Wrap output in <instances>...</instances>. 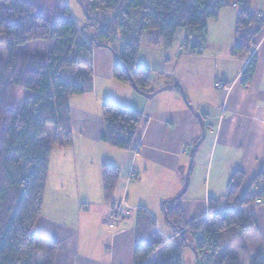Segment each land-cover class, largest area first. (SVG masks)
<instances>
[{
  "label": "crops",
  "instance_id": "0c3cea01",
  "mask_svg": "<svg viewBox=\"0 0 264 264\" xmlns=\"http://www.w3.org/2000/svg\"><path fill=\"white\" fill-rule=\"evenodd\" d=\"M22 1L50 13L66 5L74 20L80 12L83 16L78 3L79 9L71 4L73 0ZM258 15L264 17V12ZM236 16L237 6L224 4L217 18L207 23L203 54H193L183 39L172 55L163 57L164 70L148 69L157 79L170 75L164 83L152 80L156 91L180 86V90L165 89L151 97L114 79L115 56L110 50L92 49V90L68 99L72 145L51 151L42 210L33 229L38 243L55 246V264H135L137 210L154 220L162 238H171L174 233L169 224L161 226L153 214L162 212L164 202L182 195L183 223L207 222L208 203L215 200L217 210L223 208L234 173L243 175L238 200L264 173V30L254 38L250 57L255 58L256 69L244 85L241 72L248 59L232 56ZM115 50L119 53L121 48ZM215 83L227 84L228 91L215 89ZM110 90L114 91L111 96ZM106 102L142 117L132 150L116 149L100 140L102 104ZM54 134L55 130L51 138ZM114 155L116 162H108ZM104 165L126 170L108 202L102 191ZM120 200L134 209L133 216L109 230L105 218L111 203ZM248 212L255 217L256 228L242 235L225 234L217 256L228 255L239 264H251L258 256L264 259V204ZM178 244V239L162 243L147 264H170L171 247ZM180 253L182 264H197L191 247L182 246Z\"/></svg>",
  "mask_w": 264,
  "mask_h": 264
},
{
  "label": "trees",
  "instance_id": "16d2710c",
  "mask_svg": "<svg viewBox=\"0 0 264 264\" xmlns=\"http://www.w3.org/2000/svg\"><path fill=\"white\" fill-rule=\"evenodd\" d=\"M81 2L89 18L83 15V20L76 22L66 5L50 13L22 0H0V45L5 47V58L0 59V264H55V246L38 243L33 229L42 210L51 151L57 146L72 145L68 99L92 90V49L110 50L115 56L114 79L134 86L140 95H149L156 91L151 87L152 72L138 66L143 39L168 49L176 32L186 29L189 36L197 37L191 47L194 54L204 42L208 21L216 19L224 5L220 0ZM238 3L232 56L248 59L241 72L245 85L256 69L255 58L250 56L255 48L254 38L264 30V17L251 12L244 1ZM117 42L122 44L119 53L114 46ZM187 42L185 38L184 47ZM33 43H47L49 48L45 54L18 53ZM78 68L83 70L76 71ZM19 91L26 93L20 109ZM102 119L104 131L100 140L116 149L132 150L142 117L103 103ZM48 127L55 130L49 140ZM118 178L115 167H102L104 201H111ZM242 182L241 173L232 175L223 208L217 210L215 200L208 203L207 222L183 223L179 204L182 195L164 202L166 223L175 235L182 231L175 238L179 244L171 247L170 264H182V246L191 247L196 256L200 249H206L210 264H239L228 255L217 256L220 240L225 234L242 235L256 228L255 217L248 210L264 204V173L252 181L238 200ZM134 223L135 264H147L164 238L143 210L136 211ZM198 234H202V239L194 243ZM251 264H264V259L258 256Z\"/></svg>",
  "mask_w": 264,
  "mask_h": 264
},
{
  "label": "rangeland",
  "instance_id": "374dc122",
  "mask_svg": "<svg viewBox=\"0 0 264 264\" xmlns=\"http://www.w3.org/2000/svg\"><path fill=\"white\" fill-rule=\"evenodd\" d=\"M239 1L240 0H223V4L228 5V7L236 5L239 8L240 7V5L238 3ZM242 1H244L245 6L247 8L252 9L250 11L255 13L256 15L264 12V0H242ZM73 3L75 4V8L76 7L78 8V6L76 4L77 1L73 0V2H71V4H73ZM79 17L80 18L78 20L75 18V20L77 22H80L83 20V16H81V12H80ZM185 38L188 39V42L186 43L187 49H190L197 41V37L195 35L189 36L186 29H179L176 32V35H175V38H174V41L172 44L173 50H171V52H168V50L162 46L155 47V46L151 45L148 42V40H145V38H144L143 42H142L141 49H140V53H139L138 66L145 68V69H149V70H159V71L164 70L165 67H164L163 61H162L163 57L168 56V55H172L173 52L176 51L177 46L182 42L183 39L185 40ZM183 45H184V41H183ZM183 45H182V47H183ZM114 46H115V48L117 47L118 49H119V47L122 48V44L120 42H117ZM48 48H49V45L47 43H33V44L27 45L25 48L19 49L18 53L32 54V55L45 54L47 52ZM2 58H5V47L3 44L0 45V59H2ZM79 70H83V69L78 68L76 71H79ZM76 71H75V73H76ZM217 75H219V74H217ZM167 76H169V78H167V79H159V78L157 79L155 77L154 73H152V80L154 81V83H164L170 79V75H167ZM71 77L72 78L74 77V72H73V76H71ZM113 93H114V91H112V90L109 91L110 96L113 95ZM25 96H26V93L23 91H19V93H17L18 109H20L23 106ZM109 98H111V97H109ZM53 132H54V129L52 127H48L46 139L51 138V136L53 135ZM114 151H116L118 153H126L125 151H121V150H114ZM116 158H117V156L114 155L112 157V159L109 157V159H107V160H108V162H112V163L114 162L115 163ZM125 171L126 170L124 168L120 167L119 176H121V173H123ZM184 177H186V176H184ZM259 205H262V204H259ZM131 209H133V208H131ZM153 214L156 217V219L158 220L159 224L163 227H166L167 223H166L165 218H164V212L159 211L158 213H153ZM132 215H133V213H132ZM165 230H166L167 235H170L169 230L167 228ZM174 236H175V234L171 238L175 239L178 237L177 236L174 238Z\"/></svg>",
  "mask_w": 264,
  "mask_h": 264
},
{
  "label": "built area",
  "instance_id": "2783aa9c",
  "mask_svg": "<svg viewBox=\"0 0 264 264\" xmlns=\"http://www.w3.org/2000/svg\"><path fill=\"white\" fill-rule=\"evenodd\" d=\"M204 51V47L202 45L198 46L195 49L194 54L201 55ZM215 89L221 90L223 92L228 91V86L225 83H215L214 84ZM128 177L131 179L134 177L133 173H128ZM134 212V209H131L124 200L116 201L111 203L109 212L105 219V225L109 230H114L118 226L119 223H121L124 220H128L132 218V213ZM209 215L206 214L205 217H208ZM204 217V218H205ZM182 231L178 232L175 236L177 237L179 234H181ZM202 234H198L194 238V243H197L198 241H201ZM173 238H165L164 244L172 243ZM198 262L200 264H210L209 262V253L206 249H200L197 256Z\"/></svg>",
  "mask_w": 264,
  "mask_h": 264
},
{
  "label": "water",
  "instance_id": "95a60500",
  "mask_svg": "<svg viewBox=\"0 0 264 264\" xmlns=\"http://www.w3.org/2000/svg\"><path fill=\"white\" fill-rule=\"evenodd\" d=\"M77 1V3H78V5L80 6V8L82 9V12H83V15H84V17L85 18H89V16H88V12H87V9L82 5V2H81V0H76ZM133 89H134V91L136 92V89H135V87L133 86ZM165 89H169V90H171V89H179L180 90V87H179V85H168V86H166V87H163L162 89H159V90H157V91H155L154 93H152V94H149V95H144L145 97H151V96H153L154 94H156L157 92H159V91H161V90H165ZM200 120V119H199ZM200 127H201V131H202V135H204V125H203V122L200 120ZM164 218H165V221H167V218H166V213H164Z\"/></svg>",
  "mask_w": 264,
  "mask_h": 264
}]
</instances>
